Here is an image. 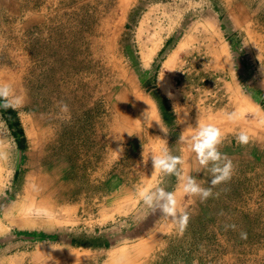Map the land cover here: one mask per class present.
<instances>
[{"label": "rangeland", "instance_id": "1", "mask_svg": "<svg viewBox=\"0 0 264 264\" xmlns=\"http://www.w3.org/2000/svg\"><path fill=\"white\" fill-rule=\"evenodd\" d=\"M0 82L23 98L0 108V264H264L262 0H0ZM198 118L235 166L204 202L152 162L211 187L178 142ZM143 186L176 192L183 234Z\"/></svg>", "mask_w": 264, "mask_h": 264}, {"label": "clouds", "instance_id": "2", "mask_svg": "<svg viewBox=\"0 0 264 264\" xmlns=\"http://www.w3.org/2000/svg\"><path fill=\"white\" fill-rule=\"evenodd\" d=\"M22 103L23 98L15 93L12 84L0 82V108H16ZM60 106L62 111H68L66 103L61 102ZM227 118L235 122L240 116L234 112L229 114ZM161 130L167 135L168 131L165 128L161 127ZM223 139L224 134L219 126L211 122L201 123L199 118L193 131L187 136L182 133L179 137L178 142L187 144L190 151L195 154V166L192 172L196 174L206 172L211 177L209 182L211 187H203L195 175L185 170V161L182 155H174L167 148L162 149L159 155H152L154 172H161L169 176L175 175L178 186L184 194L199 197L201 202H204L212 196L213 187L230 180L235 170L233 161L227 154L220 151ZM250 139V134L245 129H241L235 134V140L238 144L247 145ZM136 194L143 204L151 210V213L159 211L162 217L170 218L177 226L179 233L183 234L188 226L190 214L180 206L175 191H168L163 186H143L136 189ZM241 235L242 237L246 236L245 233Z\"/></svg>", "mask_w": 264, "mask_h": 264}, {"label": "bare ground", "instance_id": "3", "mask_svg": "<svg viewBox=\"0 0 264 264\" xmlns=\"http://www.w3.org/2000/svg\"><path fill=\"white\" fill-rule=\"evenodd\" d=\"M146 106H147V105H146ZM146 106H145V107H146Z\"/></svg>", "mask_w": 264, "mask_h": 264}]
</instances>
